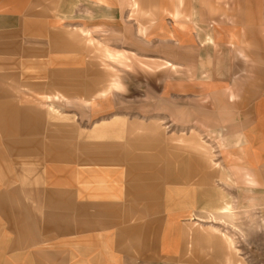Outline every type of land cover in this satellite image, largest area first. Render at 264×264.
<instances>
[{
    "label": "rangeland",
    "instance_id": "374dc122",
    "mask_svg": "<svg viewBox=\"0 0 264 264\" xmlns=\"http://www.w3.org/2000/svg\"><path fill=\"white\" fill-rule=\"evenodd\" d=\"M228 259L264 264V0H0V264Z\"/></svg>",
    "mask_w": 264,
    "mask_h": 264
},
{
    "label": "crops",
    "instance_id": "0c3cea01",
    "mask_svg": "<svg viewBox=\"0 0 264 264\" xmlns=\"http://www.w3.org/2000/svg\"><path fill=\"white\" fill-rule=\"evenodd\" d=\"M176 13V17H180V18H176V20H178V21H181V19L183 18V13L182 12H180V11H177V12H175ZM112 55V54H111ZM181 140V139H180ZM227 179L229 180V181H232V178H231V176L229 175V174H227ZM247 180V182H248V185H250V186H252V185H255L254 183H255V180L253 179V177L250 175V173H248V178L246 179ZM216 230V229H215ZM217 231V230H216ZM216 236V235H215ZM219 240L221 241V242H223V243H225V247H229V249H232V248H234L233 247V245H232V242L230 243L229 241H226L225 239H224V237H219ZM227 264H232V262H231V260H229L228 259V261H227Z\"/></svg>",
    "mask_w": 264,
    "mask_h": 264
}]
</instances>
